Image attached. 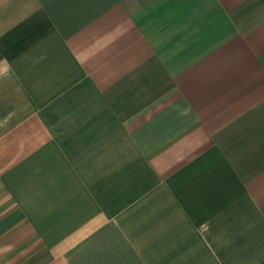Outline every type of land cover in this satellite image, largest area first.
Wrapping results in <instances>:
<instances>
[{
	"label": "crops",
	"instance_id": "crops-1",
	"mask_svg": "<svg viewBox=\"0 0 264 264\" xmlns=\"http://www.w3.org/2000/svg\"><path fill=\"white\" fill-rule=\"evenodd\" d=\"M0 264H264V0H0Z\"/></svg>",
	"mask_w": 264,
	"mask_h": 264
}]
</instances>
